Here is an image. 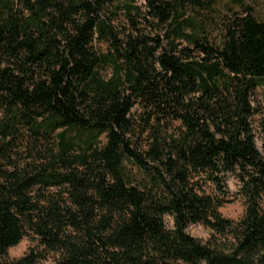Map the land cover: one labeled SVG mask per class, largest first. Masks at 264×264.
Listing matches in <instances>:
<instances>
[{
	"label": "trees",
	"instance_id": "obj_1",
	"mask_svg": "<svg viewBox=\"0 0 264 264\" xmlns=\"http://www.w3.org/2000/svg\"><path fill=\"white\" fill-rule=\"evenodd\" d=\"M253 1L0 0V264H264Z\"/></svg>",
	"mask_w": 264,
	"mask_h": 264
},
{
	"label": "rangeland",
	"instance_id": "obj_2",
	"mask_svg": "<svg viewBox=\"0 0 264 264\" xmlns=\"http://www.w3.org/2000/svg\"><path fill=\"white\" fill-rule=\"evenodd\" d=\"M250 6L255 8L256 13L258 14V17L262 21H264V10H262L260 4L257 1H253L250 3ZM235 12H238V11H235ZM219 16L220 17L217 19V21L220 24V20L222 18L227 17V16L229 17L230 13L224 9H221V13ZM252 104H253V106L257 112H259V113L264 112V81H263L262 85L259 88H257V90L255 91V94L253 95V99H252ZM258 118H259V116L254 117L253 128H254V134H255L256 147L259 151H261L262 150V142H261V138L259 135L258 126L256 123ZM227 186H228V189H229V192L231 195V199H230V203L225 205L220 210V214L224 218L236 222L242 217V215L244 213V204H243V201L236 196L238 188H239L238 182L234 178H229L227 180ZM168 222H169V220H168ZM187 233L190 236H192V237H194V238H196L202 242L207 241L211 236V232L202 225H190L187 228ZM40 249L41 248L39 247L38 242L32 236L28 235L27 237H25L21 241V243L18 246L9 250L8 258H9V260H17V259L23 257L29 251H36V250H40ZM53 259H54V257L52 255H50L46 261L40 262L39 264H52Z\"/></svg>",
	"mask_w": 264,
	"mask_h": 264
}]
</instances>
